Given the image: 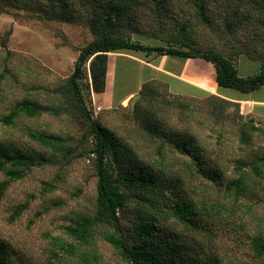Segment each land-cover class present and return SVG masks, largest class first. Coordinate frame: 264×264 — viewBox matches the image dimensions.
<instances>
[{"label": "rangeland", "instance_id": "obj_1", "mask_svg": "<svg viewBox=\"0 0 264 264\" xmlns=\"http://www.w3.org/2000/svg\"><path fill=\"white\" fill-rule=\"evenodd\" d=\"M69 1L75 8V16L70 21L49 18V0H32L28 8L16 3L8 7L7 12H0V76H3L0 82V145L43 155L53 162L34 169L24 179L13 183L0 200V239L10 246V264H81L79 258H69L60 251L53 244L54 238L67 241L69 238L61 227L78 215H90L95 211L97 171L95 162L89 158L92 143L86 138L87 127L81 118L68 111L60 116H20L12 126L1 121L16 103L25 98L43 105L61 106L65 100L63 92L75 71L80 50L102 36L101 26L93 27L95 17L102 12L98 6L101 0L95 4L87 0ZM183 1L166 0V5L173 9L174 6H188ZM230 1L233 3V0ZM133 4L129 13L132 27L127 28L128 22L124 20L117 34L130 35L144 44L167 43L168 37L165 35H171V29L176 25L173 17L182 12L175 10L174 16L162 19L152 2L134 0ZM215 6L225 16L224 5L216 3ZM46 8L48 13L45 12ZM182 18L189 25L193 21L188 11L182 13ZM214 18L212 29L194 23L197 33H201L198 41L201 48L227 51L231 46L236 49L246 47L251 48L252 53L264 50L263 18L253 22L250 27L244 25L237 30L241 34L236 35L229 33L223 17L217 15ZM242 57L239 59L240 76L247 77L260 71L257 62ZM160 65L162 70L156 69L163 74L171 76L172 71L184 72L190 80L218 91L217 94L208 92L201 95V91L192 85L168 80L169 90L180 95L178 97L181 99L192 102L197 109L196 113L191 111L181 116L174 110L168 116L167 125L174 131L194 136L197 143L207 150L206 163L208 166L209 162L208 170L217 174L216 184L198 175L186 158L172 156L174 159L163 165L153 163L159 160L157 144L142 132L133 113L136 102L146 101L140 95L143 85L156 78L163 79L153 72L154 67ZM213 70L211 63L203 59L175 60L130 52L110 53L106 90L102 94H93L91 110L121 143L130 147L140 160L151 164L161 178L166 179L163 181L167 195L179 192L191 199L198 210L205 214L202 222L205 229L201 231L187 228L174 218H159L181 241L191 242L189 246L192 247L202 244L205 250H213L220 264H264V258L257 257L251 247V238L255 234H264V174L256 177L250 169H246L251 180L247 191L237 199L229 195L226 188L229 181L240 175V164L250 163L264 152V137L256 133L251 136V144L242 143L240 123L244 117H251L244 114L243 104L224 96L241 98L244 94L220 87ZM56 89L63 92L55 93ZM164 94H167L165 89ZM212 94L231 102L226 104L227 116L221 122L207 113L212 109V102H219ZM31 133L62 135L70 138V145L78 149L67 161L62 153L54 152L34 140ZM57 176L62 177L57 189L52 192L44 190V184ZM177 178L181 181L174 180ZM3 179L4 176L0 174V182ZM78 190L81 192L77 193ZM151 200L155 204L158 202L156 198ZM25 203L29 205L28 209L15 218L14 209ZM216 203L220 206L213 209L211 205ZM140 210L136 205L126 211L127 228L128 220ZM208 239H211L210 245ZM93 251L98 256L95 264H125L118 251L101 234ZM52 252H57L58 257H53Z\"/></svg>", "mask_w": 264, "mask_h": 264}, {"label": "trees", "instance_id": "obj_2", "mask_svg": "<svg viewBox=\"0 0 264 264\" xmlns=\"http://www.w3.org/2000/svg\"><path fill=\"white\" fill-rule=\"evenodd\" d=\"M87 1H91L92 4L99 2ZM101 1L98 6L102 12L95 17L93 27L97 28V25H100L102 36L80 50L75 71L69 77L65 91L55 90V93L63 92L64 103L61 106L43 105L25 98L16 103L8 115L1 118L5 125L12 126L20 116L28 118H39L44 114L60 116L63 112L71 111L72 115L81 118L87 127L86 138L92 143L89 158L95 162L98 179L95 211L90 215L83 214L70 219L68 224L61 227L69 239L64 241L56 237L53 244L69 258H79L81 264H95L98 261L93 248L97 245L99 234L118 251L125 264H220L218 255L213 250H205L202 244L201 247L189 246L191 242L181 241L174 231L159 219L162 216L174 218L177 223L187 228L201 231L205 229L202 223L205 214L198 210L191 199L179 192L167 195L163 181L166 179L163 176L161 178L160 173L151 164L140 160L135 151L121 143L115 134L95 117L91 106L93 94H102L106 90L109 54L118 52L144 54L148 57L203 59L214 65L216 82L220 87L243 94L259 90L264 86V50L252 53L251 48L246 47L236 49L231 46L227 51L201 48L198 42L201 33H197L194 23L212 29L214 16L218 15L223 17L222 20L230 34H241L237 30H241L244 25L250 27L253 22L260 18L264 19V0H233V3L230 0H224L225 3L222 0H184L188 6H174V9L167 7L166 0H148L154 4L157 14H160L162 19L171 18L175 10L182 13L188 11L193 17L189 25L187 20L182 18V13L173 15L176 22L175 27L171 29L173 33L165 35L168 37L167 43L158 45L144 44L124 33L117 34L124 20L128 22L127 28L132 27L133 22H129L131 21L129 13L134 0ZM16 3L28 8L32 5V0H0V12H7L8 7ZM216 3L224 5L225 16L217 9L218 7L216 8ZM49 4L50 14L48 9H45L49 18L70 21L75 16V8L71 6L69 0H49ZM251 30L256 32L257 29ZM161 37L163 39V35ZM242 56L257 62L260 71L247 77L240 76L239 59ZM2 79L1 75L0 82ZM167 79L156 78L145 83L140 95L146 101L141 102L142 104L136 102L134 107L133 117L137 125L150 141L157 144L159 160L153 163L163 165L173 160L172 156L186 158L198 175L216 184L217 174L208 170L209 162L207 161L208 166L206 163L207 150L197 143L194 136L174 131L167 125L168 116L174 110L179 116L191 111L196 113V107L192 102L181 99L178 97L180 95L169 90L170 82ZM164 89L167 94H164ZM199 94L204 95L205 92ZM211 96L219 102H212L210 104L212 109L207 113L221 122L227 116L226 104L231 102L213 94ZM244 119L239 130L244 145L251 144L253 134L259 133L264 137L263 127H258L252 118ZM31 137L54 152L62 153L67 161L78 149L70 145V138L62 135L31 133ZM50 164L53 162L43 155L0 145V174L4 176L0 182V200L13 183L24 179L34 169ZM239 168L242 171L238 178L226 185L229 195L235 199L247 191L251 179L246 169H250L256 177H262L264 174V152L258 154L254 161L240 164ZM61 178L57 176L50 183L46 182L44 190L49 192L56 190ZM151 198H156L160 204L158 202L155 204ZM151 201L153 203H150ZM136 205L141 210L128 220L127 228L126 211ZM211 206L217 209L220 204ZM28 207L26 203L16 207L14 217L18 218ZM209 242L211 239H208V245ZM251 247L257 257L264 258L263 233L255 234L251 238ZM10 254V246L0 239V264H10ZM51 255L58 257L57 252H52Z\"/></svg>", "mask_w": 264, "mask_h": 264}, {"label": "crops", "instance_id": "obj_3", "mask_svg": "<svg viewBox=\"0 0 264 264\" xmlns=\"http://www.w3.org/2000/svg\"><path fill=\"white\" fill-rule=\"evenodd\" d=\"M162 57H167V56H162ZM159 58V57H158ZM170 58H174V57H170ZM244 58L241 57L240 60ZM175 60H180L179 58H174ZM202 60V59H201ZM172 61H174L172 59ZM205 63V62H204ZM207 64V63H205ZM211 65L213 66V72L216 73L215 67L214 65L211 63ZM154 67V66H152ZM155 71L153 70V72L163 78H168L167 80H178L181 82H185L189 85H192L195 88H198V90H200L201 92H205V93H218V91L215 90V88H208L207 86L203 85L201 82H195L193 80H190V78H188L187 73L184 72H179V71H172L173 73L171 74V76L167 75V74H163L161 71L162 70V65L160 66H155L154 67ZM157 68V69H156ZM158 71V72H157ZM160 72V73H159ZM216 78V75H215ZM195 82V83H194ZM216 93V94H217ZM224 98L233 101V102H239L241 104H243L242 108L243 110H245V115L250 116L252 119L255 120L256 124L260 125V126H264V86L261 87L259 90L251 92V93H247L244 94L243 97L241 98H236V97H227L224 96Z\"/></svg>", "mask_w": 264, "mask_h": 264}, {"label": "built area", "instance_id": "obj_4", "mask_svg": "<svg viewBox=\"0 0 264 264\" xmlns=\"http://www.w3.org/2000/svg\"><path fill=\"white\" fill-rule=\"evenodd\" d=\"M92 156H94V155H92Z\"/></svg>", "mask_w": 264, "mask_h": 264}]
</instances>
